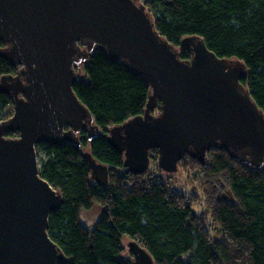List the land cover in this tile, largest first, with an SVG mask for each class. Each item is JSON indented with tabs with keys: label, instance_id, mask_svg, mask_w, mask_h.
<instances>
[{
	"label": "water",
	"instance_id": "water-1",
	"mask_svg": "<svg viewBox=\"0 0 264 264\" xmlns=\"http://www.w3.org/2000/svg\"><path fill=\"white\" fill-rule=\"evenodd\" d=\"M0 42V58L17 69L0 77V94L13 99L12 117L0 123V264L67 261L48 233L64 199L41 176L36 147L80 149L79 132L91 141L102 131L73 89L75 68L96 46L149 86L144 113L105 134L128 172H147L153 148L168 173L185 155L204 164L213 147L255 168L264 164V110L241 84L246 66L220 59L199 36L171 46L142 0H0ZM83 156L91 180L106 187L108 166L89 151ZM126 245L132 264H155L137 241Z\"/></svg>",
	"mask_w": 264,
	"mask_h": 264
},
{
	"label": "trees",
	"instance_id": "trees-1",
	"mask_svg": "<svg viewBox=\"0 0 264 264\" xmlns=\"http://www.w3.org/2000/svg\"><path fill=\"white\" fill-rule=\"evenodd\" d=\"M142 1L171 44L199 36L220 59L240 60L247 69L241 84L264 110V0ZM181 58L191 54L184 51ZM16 73L0 58V77ZM73 89L102 131L91 141L81 133L80 149L71 143L36 147L41 176L64 199L49 218L48 233L67 258L57 264H132L126 240L137 241L155 264H264V164L255 168L217 147L204 164L190 155L182 158L179 171L201 187L207 224L193 207L196 194L169 190L153 169L127 172L124 156L107 141V129L144 113L149 95L144 79L96 46ZM12 115V97L0 94V123ZM6 137L19 134L8 131ZM85 150L110 169L106 187L91 180ZM157 159L158 151L151 150L154 169ZM96 203L102 215L95 227H86L81 213ZM126 249L130 258L123 260Z\"/></svg>",
	"mask_w": 264,
	"mask_h": 264
},
{
	"label": "rangeland",
	"instance_id": "rangeland-1",
	"mask_svg": "<svg viewBox=\"0 0 264 264\" xmlns=\"http://www.w3.org/2000/svg\"><path fill=\"white\" fill-rule=\"evenodd\" d=\"M92 53V52H91ZM90 53V54H91ZM85 62V61H84ZM84 62H81L79 64V67L76 69L77 73H81L83 70ZM155 114H159L158 111H155ZM40 163V162H39ZM155 165L153 166L151 161H150V167L148 170L153 169V172H155L156 175L160 176L161 180L164 182L165 186L174 192L180 193L182 192L184 195L192 197L193 195L195 196V202H194V209L196 213L202 214L205 217V221L207 224H210V217L209 213L206 212V206L205 203L201 197V187H199V184L197 181H191L188 177V174L179 171L176 173H161L158 170L154 169ZM159 178V177H158ZM102 207L99 204H94V206L91 209L83 210L80 216V221L83 225L89 228L95 227L98 219L102 215ZM210 229L211 227L208 226ZM212 234L215 236L214 232L212 231ZM127 240L124 241V245H126ZM130 258L128 249H126L122 254H121V259L126 260Z\"/></svg>",
	"mask_w": 264,
	"mask_h": 264
},
{
	"label": "bare ground",
	"instance_id": "bare-ground-1",
	"mask_svg": "<svg viewBox=\"0 0 264 264\" xmlns=\"http://www.w3.org/2000/svg\"><path fill=\"white\" fill-rule=\"evenodd\" d=\"M143 2V1H142ZM144 3V2H143ZM154 21V20H153ZM155 23V22H154ZM155 28H156V26H155ZM157 30V29H156ZM158 31V30H157ZM158 33H160L159 31H158ZM161 35V34H160ZM162 36V35H161ZM163 37V36H162ZM187 37V36H186ZM189 37V36H188ZM164 38V37H163ZM185 38V37H184ZM171 44V43H170ZM171 46H175V45H173V44H171ZM185 52H187V51H185ZM189 53V52H188ZM153 149H156V148H153ZM152 149V150H153ZM157 150V149H156ZM158 151V150H157ZM159 156V155H158ZM158 160V159H157ZM40 162V161H39ZM40 164V163H39ZM156 166H157V168L156 169H159V170H161V168H159V166H158V163L156 164ZM162 171V170H161ZM128 172V171H127ZM164 173H168V172H165V171H163ZM129 173H131V172H129ZM172 174V173H171ZM136 175H139V174H136Z\"/></svg>",
	"mask_w": 264,
	"mask_h": 264
},
{
	"label": "flooded vegetation",
	"instance_id": "flooded-vegetation-1",
	"mask_svg": "<svg viewBox=\"0 0 264 264\" xmlns=\"http://www.w3.org/2000/svg\"><path fill=\"white\" fill-rule=\"evenodd\" d=\"M4 47H5V46H4ZM4 47H3V48H4ZM80 47H81L82 50L85 49V46H83V45H80ZM0 49H1V48H0ZM77 67H79V65H78ZM83 132H84V130H83L82 132H79V133H78L79 138L81 137V133H83ZM85 133H86V132H85Z\"/></svg>",
	"mask_w": 264,
	"mask_h": 264
}]
</instances>
